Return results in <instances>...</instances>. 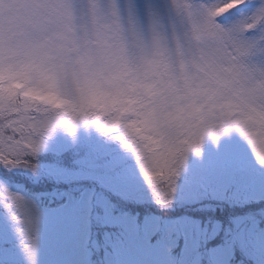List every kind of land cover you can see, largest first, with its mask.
Returning a JSON list of instances; mask_svg holds the SVG:
<instances>
[{"label": "snow or ice", "instance_id": "1", "mask_svg": "<svg viewBox=\"0 0 264 264\" xmlns=\"http://www.w3.org/2000/svg\"><path fill=\"white\" fill-rule=\"evenodd\" d=\"M0 116L5 169L34 168L54 127L92 123L167 185L161 205L205 134L237 129L264 166V0H0Z\"/></svg>", "mask_w": 264, "mask_h": 264}, {"label": "trees", "instance_id": "2", "mask_svg": "<svg viewBox=\"0 0 264 264\" xmlns=\"http://www.w3.org/2000/svg\"><path fill=\"white\" fill-rule=\"evenodd\" d=\"M7 124L8 120L0 116L3 137L13 135L12 130L5 127ZM24 127L27 135L31 130L26 125ZM58 127H54L44 138L35 156L29 157L34 168L5 169L0 166V186L9 191L0 192V197L5 198L0 201V222L6 223L8 220L7 231L13 234L12 240L5 239L3 231L0 233L7 250L10 251L9 244L18 243V239L21 242L17 247L22 252L24 250L22 235L18 232L21 227L20 209L10 212L4 206L5 202L11 203L6 199L11 192L29 200L41 210H58L69 203L75 204L88 224L87 237L96 240V246L89 247V264H104L94 259V252L100 246L115 245L121 234V229L118 232L111 221L102 217L103 213L113 218L133 219L140 233L144 231V223L152 221L151 225L155 229L151 235L152 242H169L174 264L182 263V252L188 242L195 243L198 264H216L213 250L222 246H228L229 249L227 264H264V191L260 195L253 194L246 183L238 181L233 186L232 183L214 186V181L205 173L195 171L194 168H199V164H194L193 169H190L191 163L199 155L188 150L184 160H191V163L189 166L184 165L187 167L185 170H181V166L178 168L175 192L168 204L161 205L156 202L153 192L167 198V185L157 177L150 188L144 179L145 174L139 169L134 148H124L119 140L102 133L92 123L90 127L96 131L95 135L101 143L87 140L75 147L66 139L69 145L61 146L59 137L53 135ZM63 130L67 132L63 137L70 139L71 132L65 127ZM114 135L123 133L118 130ZM130 142L131 138L125 139V143ZM204 154H207L206 150ZM199 158L204 160L202 155ZM224 164L226 162H223V168L226 166ZM243 167L246 172L248 167ZM182 172L183 175L180 174ZM147 174L153 175L152 167H148ZM184 179H195L201 182V186L184 196L180 189ZM182 223L183 227L177 228L176 225ZM172 227H175L173 231L170 230ZM140 233L138 235L143 236ZM0 254V264H22L19 251L12 255L0 247ZM115 264L123 262L117 259Z\"/></svg>", "mask_w": 264, "mask_h": 264}, {"label": "rangeland", "instance_id": "3", "mask_svg": "<svg viewBox=\"0 0 264 264\" xmlns=\"http://www.w3.org/2000/svg\"><path fill=\"white\" fill-rule=\"evenodd\" d=\"M257 59L261 58L258 57ZM28 123H32V121ZM90 124L77 122L74 130L71 131L70 139L63 137L67 132L61 126L57 128L53 135L59 137L61 146H67L71 142L72 145L78 147L82 145L81 142L87 140L91 142L96 140L97 144L101 143L95 135L96 131L90 127ZM29 130L31 129L29 128ZM210 131L211 128H209ZM91 136H94V138L91 139ZM66 139H68L69 143ZM201 144L203 145L200 146L198 155L199 157L202 155L204 160L198 157L193 164L191 160L186 162L184 160L180 165L181 170H185L190 163V169H193L194 164H199L200 167L194 168L195 171L205 173L210 180L214 181V186H226L231 183L233 186L235 181H238V183H246L253 194L260 195L264 191V166L256 161L246 138L237 129L230 128L226 132H218L215 138L211 134H205L201 139ZM206 148L212 151L210 150L211 152L208 154V149ZM205 150L209 158L207 154H204ZM195 154L193 153L192 155ZM223 162H226L224 168L222 166ZM243 165L245 168L248 167L246 172ZM177 171L179 172V169ZM180 174L183 175V172ZM197 186L200 187L201 182L195 179L192 181L184 179L180 183V189L184 196ZM22 201L21 218L20 216L18 217L21 219V227L19 229L27 227L24 223L25 220L31 222L33 230L29 235L33 242L32 252L29 254L26 251L28 242L25 239H29L28 237L22 236L24 242V250L22 252L17 247V244L21 242L20 239H18V243L9 244V251L3 243L4 238L0 236V247L6 253L16 255V251H19L22 264H89V247L96 246V240L95 238L92 240V238L87 237L89 234L88 224L85 223V218L79 214L75 204L69 203L58 210H41L23 197ZM102 217L111 221L117 227L118 232L121 229V234L118 240L115 241V245H108L104 248L100 246L94 252L93 257L97 262L115 264L117 259H121L123 264H174L169 252L170 243L161 240L152 242L151 234L154 232V228L151 226L153 224L152 221L144 223V231L140 233L136 222L131 218L118 219L104 213ZM183 225L184 223L176 226L178 228V226L183 227ZM6 226L9 227L8 220H6V223L0 222V233L3 231L5 239L13 240V234L7 231ZM174 228L172 227L170 230L173 231ZM18 232L21 234L20 231ZM138 233L143 236L140 237ZM212 255L216 264H227L229 256L228 246L214 248ZM198 261L199 256L195 249V243L188 242L182 252L181 264H198Z\"/></svg>", "mask_w": 264, "mask_h": 264}, {"label": "clouds", "instance_id": "4", "mask_svg": "<svg viewBox=\"0 0 264 264\" xmlns=\"http://www.w3.org/2000/svg\"><path fill=\"white\" fill-rule=\"evenodd\" d=\"M3 189V187L2 186H0V190H2Z\"/></svg>", "mask_w": 264, "mask_h": 264}]
</instances>
